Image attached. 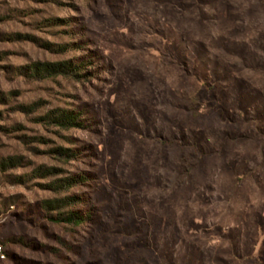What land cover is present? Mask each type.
<instances>
[{
  "label": "clouds",
  "instance_id": "9594fccd",
  "mask_svg": "<svg viewBox=\"0 0 264 264\" xmlns=\"http://www.w3.org/2000/svg\"><path fill=\"white\" fill-rule=\"evenodd\" d=\"M0 264H264V0H0Z\"/></svg>",
  "mask_w": 264,
  "mask_h": 264
}]
</instances>
